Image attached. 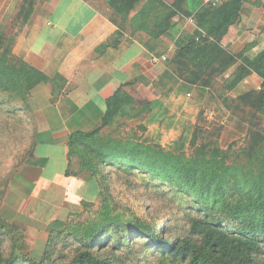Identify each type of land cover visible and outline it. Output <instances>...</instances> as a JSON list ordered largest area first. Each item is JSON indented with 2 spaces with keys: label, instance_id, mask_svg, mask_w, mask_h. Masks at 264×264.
I'll use <instances>...</instances> for the list:
<instances>
[{
  "label": "trees",
  "instance_id": "16d2710c",
  "mask_svg": "<svg viewBox=\"0 0 264 264\" xmlns=\"http://www.w3.org/2000/svg\"><path fill=\"white\" fill-rule=\"evenodd\" d=\"M140 2L108 0L107 4L115 14L126 18ZM32 8L33 0L29 2L23 24ZM240 9V0L201 7L192 16L201 35L183 36L168 65L184 85L203 89H211L214 80L234 68L223 81L226 92L255 74L261 80L259 90L232 99V103L254 110L263 119L264 50L250 61L239 62L221 45ZM177 12L161 0H148L134 19L146 21L150 26L142 29L157 39L171 29L170 23ZM0 37V112L4 110L2 106H14L26 100L42 84L50 85L51 94L56 97L54 85L64 80L60 76L49 79L24 61L11 58L4 44L7 39ZM121 97L122 93L117 91L107 102V110L93 130L73 132L67 140L65 176L90 173L102 196L95 217L50 233L38 261L23 253L25 242L21 231L0 218V264H111L116 250L124 249L128 256L133 255L128 249L139 242L145 256L146 252L154 254L159 264H264V171L254 172L253 168L245 169L238 164L226 166L221 155L208 144L197 142V136L192 143L193 155L186 157L182 152L122 141L111 132L103 133L119 115ZM11 112L14 115L16 111L10 108L8 113ZM246 136L252 156L264 143V124L251 123ZM73 156L79 164L77 172L71 173ZM45 162L33 158L28 164L41 168ZM112 171L139 177L141 186L144 182L147 187L156 188L157 194L177 202L185 217L177 220L174 215L160 217L117 206L108 185ZM164 186L169 191H163ZM6 241L10 243L7 252Z\"/></svg>",
  "mask_w": 264,
  "mask_h": 264
},
{
  "label": "crops",
  "instance_id": "0c3cea01",
  "mask_svg": "<svg viewBox=\"0 0 264 264\" xmlns=\"http://www.w3.org/2000/svg\"><path fill=\"white\" fill-rule=\"evenodd\" d=\"M30 1L24 0V4L29 5ZM146 1L142 0L123 18L110 9L108 0H33L25 24L22 23L28 8L25 5H21L18 16L11 21L13 33L6 47L12 58L24 61L49 79L60 76L64 80L54 85V101L50 85L42 84L32 91L41 88L47 97L35 104L42 121L34 149L35 157L46 162L29 184L27 201H52L45 194L48 192L51 195L56 192L58 200L69 204L75 199L86 200L85 195L92 192L93 185L83 180L82 174L65 176L67 140L73 132L93 130L117 91L122 93L119 115L103 133L111 132L118 137V133L127 129L128 135L120 136L136 135L141 143H158L164 148L196 128L198 112L211 91L205 89L207 96L203 97V88L184 85L173 75L168 62L184 35L193 38L201 35L192 16L203 7L202 2L161 0L178 14L170 23L171 29L153 39L142 29L150 25L134 19ZM240 1L238 18L221 45L239 62H246L264 50V0ZM233 69L214 80L213 85L219 80L223 83ZM260 84L261 80L252 74L233 91L225 93L236 98L258 91ZM15 212L19 216L20 211ZM46 243L43 241L40 249L39 245L32 252L43 254Z\"/></svg>",
  "mask_w": 264,
  "mask_h": 264
},
{
  "label": "rangeland",
  "instance_id": "374dc122",
  "mask_svg": "<svg viewBox=\"0 0 264 264\" xmlns=\"http://www.w3.org/2000/svg\"><path fill=\"white\" fill-rule=\"evenodd\" d=\"M175 2L179 1L175 0ZM24 3V0H0V36H4L7 39V42L5 41L4 43L5 46H7L13 33L10 30L11 21L18 16L21 5L28 7ZM10 56L11 58L13 57L11 54ZM222 84L221 80L215 81L213 88L211 87L210 89L209 96L206 95L205 89H203V97H205V94L207 98H205L198 112L197 126L192 133H188V135L182 134L181 137H177L179 139H177L178 141L175 144L170 142L171 144H166L164 148L158 143L147 145L164 151H172L173 153L182 152L186 157H190L193 155L194 150L192 143L197 136V142L208 144L221 155L226 166L238 164L245 169L253 168L254 172L262 173L264 171V143L250 156L249 138L246 134L251 123L264 124V118L262 119L260 116L255 115L254 110L239 105L237 102L232 103V99L235 100L242 94L232 98L228 93H225ZM51 96L52 101H54L56 97ZM44 98L47 97L40 88L34 93L31 92L26 100L16 102L14 106L10 104L2 106L4 110L0 112V218L21 231L25 242L23 253L35 261L41 258L42 253L34 254L32 252L33 249L39 245L40 249L42 242L48 241L50 233L63 230L68 224L74 225L75 223H84L88 219H93L100 209L102 199L90 173L83 172L81 173L83 180L93 185L92 192L85 195V201L79 202V200L75 199L73 200L74 203L70 202L69 204L62 201V199L58 200L56 192L52 193V195L49 192L45 193L49 197L48 199L52 201L43 202L35 199L27 201L30 194L29 190H31V185L29 186V184L35 178V172L39 169L28 164L33 158H37L35 157L34 149L38 125L42 121L41 114L35 109V104L37 100L43 101ZM10 108L16 111L14 115L12 112L8 113ZM122 133L128 135L127 129L118 133L116 138L122 141L128 140L135 144L141 143L136 135L124 137L120 136ZM179 145H181L180 148H178ZM71 161V173L77 172L78 158L73 156ZM108 185L110 195L119 207L123 206V208L136 213L145 212L160 217L174 215L177 216V220L185 217L177 202H172L168 196L157 194L156 188L147 187L144 182L143 186H141L139 177L132 178L112 171L108 177ZM155 185H159V183ZM162 190L165 192L169 191L165 186ZM84 202L87 204H83ZM36 205H40V208H35ZM42 205L45 206L42 207ZM18 210L20 214L16 216L15 211ZM21 212L28 213L30 216H26ZM174 224L180 227L179 223ZM9 248L10 243L6 241L5 252ZM39 249L38 251H40ZM128 250L133 255L128 256L126 254L128 252L124 249L116 250L114 252L115 258L111 264H159L155 260L156 256L154 254L146 252L145 256V251H142L140 242L131 245Z\"/></svg>",
  "mask_w": 264,
  "mask_h": 264
},
{
  "label": "built area",
  "instance_id": "2783aa9c",
  "mask_svg": "<svg viewBox=\"0 0 264 264\" xmlns=\"http://www.w3.org/2000/svg\"><path fill=\"white\" fill-rule=\"evenodd\" d=\"M201 2H202L203 6H209V5H218L222 2V0H201ZM162 60H165V58H163ZM155 62H156V60L154 61V63Z\"/></svg>",
  "mask_w": 264,
  "mask_h": 264
}]
</instances>
